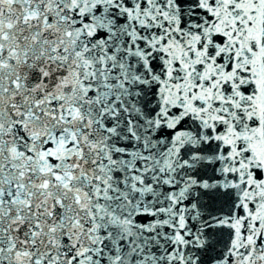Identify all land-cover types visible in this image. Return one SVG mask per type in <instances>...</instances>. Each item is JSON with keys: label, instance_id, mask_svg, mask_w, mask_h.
I'll return each instance as SVG.
<instances>
[{"label": "snow or ice", "instance_id": "obj_1", "mask_svg": "<svg viewBox=\"0 0 264 264\" xmlns=\"http://www.w3.org/2000/svg\"><path fill=\"white\" fill-rule=\"evenodd\" d=\"M0 264H264V0H0Z\"/></svg>", "mask_w": 264, "mask_h": 264}]
</instances>
